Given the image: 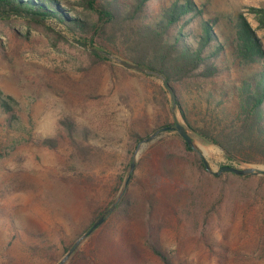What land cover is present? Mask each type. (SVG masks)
<instances>
[{
    "label": "rangeland",
    "instance_id": "obj_1",
    "mask_svg": "<svg viewBox=\"0 0 264 264\" xmlns=\"http://www.w3.org/2000/svg\"><path fill=\"white\" fill-rule=\"evenodd\" d=\"M61 1L79 9L78 0ZM194 1L213 15L242 13L264 48V19L249 10L264 8V0ZM6 16L13 21L0 20V93L10 98L16 119L8 124L0 109V214L35 234L24 237L28 243L45 240L55 250L45 261L20 249L3 251L7 223L0 229V264H59L65 246L110 210L63 264H162L147 246L149 231L174 264H264L258 221L264 203L255 196L256 182L213 175L197 157L212 171L264 165L228 161L195 135L188 151L172 126L154 132L175 119L182 123L161 79L113 60L95 63L69 40L76 37L65 33L63 43L28 27L22 15ZM65 119L75 124L81 151L61 125ZM47 138L55 147L41 145ZM85 255L89 262L78 260Z\"/></svg>",
    "mask_w": 264,
    "mask_h": 264
},
{
    "label": "trees",
    "instance_id": "obj_2",
    "mask_svg": "<svg viewBox=\"0 0 264 264\" xmlns=\"http://www.w3.org/2000/svg\"><path fill=\"white\" fill-rule=\"evenodd\" d=\"M76 5L79 9L61 0H0V20L12 22L8 14H29L51 20L65 33L96 50L161 74L175 94L180 124L191 137L195 135L218 146L228 161L264 165V48L242 13L213 15L194 0H78ZM249 10L263 23L264 8ZM24 20L28 27L68 43L51 27L32 19ZM88 53L95 63L111 62L107 57ZM9 99L0 93V109L11 124L16 116ZM61 125L74 148L81 151L84 144L76 138L75 124L65 119ZM166 127L174 129V123L154 132ZM137 135L135 139L142 140ZM40 143L55 147L53 139H42ZM197 160L200 168L205 169L202 160L199 157ZM226 176L244 183L255 181V196H260L264 203V176L230 173ZM240 191H245L247 196L251 193L245 187ZM110 213L111 210L99 213L95 223L101 218L106 221ZM258 221L262 229L264 215ZM7 223L11 226L3 251L20 249L29 256L37 254L44 261L54 252L55 246L45 240L28 243L27 239L31 240L35 234L27 227L16 226L13 218L5 220L0 214V229ZM73 246H65L64 251L68 253ZM147 246L162 264H174L151 231ZM78 260L89 262L86 255Z\"/></svg>",
    "mask_w": 264,
    "mask_h": 264
},
{
    "label": "water",
    "instance_id": "obj_3",
    "mask_svg": "<svg viewBox=\"0 0 264 264\" xmlns=\"http://www.w3.org/2000/svg\"><path fill=\"white\" fill-rule=\"evenodd\" d=\"M23 17L27 18V19H32L35 20L37 22H40L42 24H45L49 27H51L52 29H54L55 31H57L58 33H60L61 35L66 37L65 32H63L61 29H59L57 27V25L55 24V22L51 21V20H43L42 18H40L39 16H35V15H29V14H22ZM71 42H73L74 44H76L77 46H79L80 48L87 50L93 54H97L103 57H107L110 60H113L114 62H116L117 64H119L120 66L129 69V70H133L136 72H140L143 73L145 75H150V76H155L159 79L162 80L163 82V86L164 88L169 92L170 96H171V100H172V111L173 113L175 112L176 109V98H175V94L171 88V86L169 85V83L167 82V80L165 79V77H163L161 74L155 72V71H151L148 70L146 68H143L139 65H136L134 63L128 62L126 60H123L115 55H112L110 53H107L105 51H99L94 49L93 47L89 46L88 44H85L84 42H81L79 40L76 39H69ZM170 129V127H166L163 128L162 130H168ZM174 129L177 130L178 134L185 140L186 144L188 146H190L191 148H194V144H193V140L191 138V136L188 134V132L186 131L185 127L180 124L176 119L174 122ZM157 133H155L154 135H152L150 138L148 139H144L142 140V143L148 142L150 139H152L153 137H155ZM203 159V157H202ZM204 161V165L205 168L208 172H210L213 175H220L222 173H231V174H235L237 176H264V169L263 168H257V167H253V168H238L232 165H225L222 166L218 171H212L210 166L207 164V162L205 160ZM133 168V164L131 165V169ZM103 222V218H101L97 223L94 224V226L85 234H83L74 244L73 248L64 256V258L59 262V264H63L68 258L69 256L72 254V252L76 249V247L80 244L81 240L84 239L85 237H87L94 228L98 227L101 223Z\"/></svg>",
    "mask_w": 264,
    "mask_h": 264
}]
</instances>
